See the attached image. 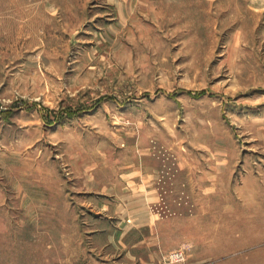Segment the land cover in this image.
<instances>
[{
    "label": "rangeland",
    "instance_id": "obj_1",
    "mask_svg": "<svg viewBox=\"0 0 264 264\" xmlns=\"http://www.w3.org/2000/svg\"><path fill=\"white\" fill-rule=\"evenodd\" d=\"M264 264V0H0V264Z\"/></svg>",
    "mask_w": 264,
    "mask_h": 264
},
{
    "label": "built area",
    "instance_id": "obj_2",
    "mask_svg": "<svg viewBox=\"0 0 264 264\" xmlns=\"http://www.w3.org/2000/svg\"><path fill=\"white\" fill-rule=\"evenodd\" d=\"M168 264H186V255L182 250L170 253L167 256Z\"/></svg>",
    "mask_w": 264,
    "mask_h": 264
}]
</instances>
